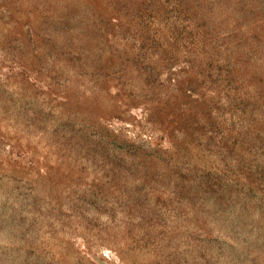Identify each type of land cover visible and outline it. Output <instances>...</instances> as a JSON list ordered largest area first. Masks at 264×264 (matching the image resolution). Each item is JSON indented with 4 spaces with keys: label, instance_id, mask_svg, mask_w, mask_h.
Instances as JSON below:
<instances>
[{
    "label": "rangeland",
    "instance_id": "obj_1",
    "mask_svg": "<svg viewBox=\"0 0 264 264\" xmlns=\"http://www.w3.org/2000/svg\"><path fill=\"white\" fill-rule=\"evenodd\" d=\"M0 264H264V0H0Z\"/></svg>",
    "mask_w": 264,
    "mask_h": 264
}]
</instances>
